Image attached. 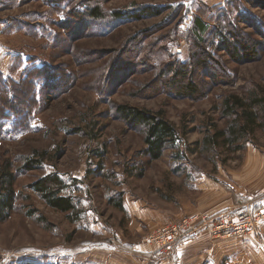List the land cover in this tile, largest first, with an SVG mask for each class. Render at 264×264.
<instances>
[{
  "label": "rangeland",
  "instance_id": "obj_1",
  "mask_svg": "<svg viewBox=\"0 0 264 264\" xmlns=\"http://www.w3.org/2000/svg\"><path fill=\"white\" fill-rule=\"evenodd\" d=\"M147 7L160 14L133 18ZM236 42L253 49L251 59L229 55L225 43ZM197 53L211 59L197 66ZM171 65L187 67L189 81L165 74ZM190 82L199 92L179 96ZM258 85L264 0H0V170L14 174L17 194L0 222V264L102 261L103 251L86 247L111 237L124 250L185 221L197 229L175 246L202 233L214 243L259 235L264 227L232 237L215 229L251 206L214 212L229 192L251 199V188L264 186V132L236 145L215 136L240 118L226 113V99ZM120 106L160 113L178 131L174 148L150 161L145 128L128 125ZM50 175L74 200L71 213L32 189ZM124 252L106 264L136 262Z\"/></svg>",
  "mask_w": 264,
  "mask_h": 264
},
{
  "label": "trees",
  "instance_id": "obj_2",
  "mask_svg": "<svg viewBox=\"0 0 264 264\" xmlns=\"http://www.w3.org/2000/svg\"><path fill=\"white\" fill-rule=\"evenodd\" d=\"M100 13L97 10L92 11L95 18H99ZM160 11L151 7L144 8L139 13L133 15L136 20L143 18L158 16ZM120 16L119 14H117ZM197 32H202L205 29V23L201 19H197ZM238 45V46H237ZM226 51L237 62H242L251 59L253 49L248 47H241L238 42L225 43ZM204 48L202 49V51ZM245 51V52H243ZM207 54L200 57V53L195 54L196 65H201L206 60L211 59V56L206 57ZM203 60V61H202ZM173 73V80L178 77L188 80L187 67L165 66L164 73ZM199 89L195 83H188L178 92L179 96L193 97ZM119 112L124 121L132 127L145 128V145L146 149L144 154L150 161L159 160L164 152L169 148H174L176 139L179 134L177 129L168 122L162 115L152 114L149 111L138 110L136 108H129L127 106H120ZM235 109L241 111L240 118L234 121L227 129L226 132L217 133L216 139L223 138L226 145H236L241 143L251 133V136L259 129L264 132V86L258 85L253 89L248 97L242 99L239 97H230L225 101V111L227 114L235 113ZM214 141V139H212ZM240 150V148L238 149ZM35 161H28L25 165L26 171H31L35 168ZM100 172V171H98ZM15 176L8 167L0 170V222L6 221L8 216L14 210L17 194L15 192ZM32 189L37 192L46 204L53 210L61 213H71L75 210L74 200L71 197L62 195L64 189V182L55 175L47 176L32 185ZM113 206L118 210H124L121 201H112Z\"/></svg>",
  "mask_w": 264,
  "mask_h": 264
},
{
  "label": "crops",
  "instance_id": "obj_3",
  "mask_svg": "<svg viewBox=\"0 0 264 264\" xmlns=\"http://www.w3.org/2000/svg\"><path fill=\"white\" fill-rule=\"evenodd\" d=\"M235 190V189H234ZM251 199L237 191L229 192L230 201L227 204L218 206L215 214L224 211H237L241 207L251 206V210H264V186H260L252 192ZM238 194V195H237ZM197 235V234H196ZM202 233L189 237L183 244L174 246L165 252H158L147 243V238H142L139 243L127 244L124 250L134 253L136 262L133 264H264V229L259 235L238 238L235 240H219L212 242ZM119 236V235H117ZM122 238L121 236H119ZM123 239V238H122ZM138 239V238H136ZM111 237H105L97 243L87 246L88 251H103V259L89 260L88 264H106L108 259L116 257L124 250L118 249L113 244H108ZM90 240L86 244H90ZM96 248V249H95ZM81 251L73 256L74 262L80 258ZM113 264V263H112Z\"/></svg>",
  "mask_w": 264,
  "mask_h": 264
},
{
  "label": "built area",
  "instance_id": "obj_4",
  "mask_svg": "<svg viewBox=\"0 0 264 264\" xmlns=\"http://www.w3.org/2000/svg\"><path fill=\"white\" fill-rule=\"evenodd\" d=\"M196 219L198 218L195 217L194 220ZM196 223L191 225L188 223V221H185L180 226H171L166 227L163 230L161 229L158 234L149 235L147 238V243L157 251H168L170 248L180 243L188 233L196 230ZM263 227L264 210L256 212L254 210H247L238 217V222H225L223 224L217 225L215 229L218 231V233H221V230H223L228 234L229 237H232L234 235H241L246 232L254 234Z\"/></svg>",
  "mask_w": 264,
  "mask_h": 264
}]
</instances>
